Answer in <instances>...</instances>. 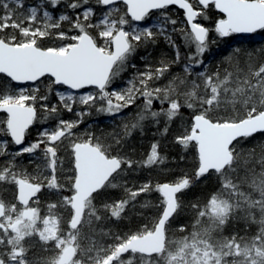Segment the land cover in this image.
Instances as JSON below:
<instances>
[{
	"label": "snow or ice",
	"instance_id": "6c2138e0",
	"mask_svg": "<svg viewBox=\"0 0 264 264\" xmlns=\"http://www.w3.org/2000/svg\"><path fill=\"white\" fill-rule=\"evenodd\" d=\"M12 3L22 7V0H0L4 10L0 15V74L11 82H32L34 86L0 91V112L6 113V119L0 120V133L16 146L15 151H9V140H0V157H11L0 165V185L14 188L15 201L0 196V264H264V143L239 147L241 142L264 134V63L255 67L249 54L246 72L238 63L230 65L232 71L218 68L209 72L202 59L213 30L220 38L264 30V0H95V6L102 9L99 15L90 0H43L29 7L24 19L13 18ZM61 3L66 11L53 15L51 10ZM169 6L183 10L184 21L178 27V21L167 14ZM209 9L221 14L214 29L200 22L210 19ZM154 10L160 12V20L145 24ZM64 22L70 24L69 32L61 30ZM9 28L13 31L7 32ZM176 35L195 51L188 55L183 74L173 75L162 87L154 86L181 60ZM158 36L174 50L175 59L161 58L155 66L145 62L143 70L131 64L136 72L127 86L107 91L129 67L137 48L155 43ZM46 39L51 41L49 46L42 43ZM197 66L204 70L195 71ZM44 78L48 84L42 93ZM60 86L70 90L93 86L98 91L76 95L59 90ZM50 94L56 96L57 103L49 104ZM137 99L143 100L142 107L134 122L123 125L122 133L110 134L113 144L104 143L91 132L80 136L74 132L98 103L97 112L116 115ZM156 101L162 105L158 111L153 110ZM77 105L82 106L75 113L77 118L63 119L61 109L71 113ZM38 107L44 119L54 120L55 125L42 128L37 139L25 145L26 133L38 119ZM185 107L193 112L190 126L175 139L185 149L195 147L198 163L194 177L183 175L154 187L150 181L139 187L115 182L124 165L150 168L165 158L157 143L151 144L141 161L112 154L113 145L119 148L122 140L135 129L142 130L148 119L159 123L164 117L172 122ZM167 131L165 127L164 133ZM65 141L72 168L61 183L57 173L63 172L64 161L58 149ZM37 152L40 157H36ZM25 154L39 161L35 174L17 163ZM212 174L220 188L203 205H191L197 213L193 230L170 239L168 225L182 206L178 194L194 180ZM121 187L122 198L99 207L94 203L103 190ZM45 188L68 194L47 203L42 213L38 194ZM152 191L159 193V203L145 201L140 205L159 210L150 224L123 235L93 227L94 222L106 218L122 219L137 197ZM233 220L256 224L258 230L250 237L238 233L223 236V229ZM85 225L90 228L88 234L82 232ZM186 230L185 225L178 229L182 233ZM104 238L111 242H103ZM32 239L53 255L30 259L31 246H26V241Z\"/></svg>",
	"mask_w": 264,
	"mask_h": 264
},
{
	"label": "trees",
	"instance_id": "16d2710c",
	"mask_svg": "<svg viewBox=\"0 0 264 264\" xmlns=\"http://www.w3.org/2000/svg\"><path fill=\"white\" fill-rule=\"evenodd\" d=\"M39 2H43V0H22L21 8H27L28 6L32 5L35 6ZM90 3L92 6L96 7L95 0H90ZM63 11H66V6L63 3L53 10L55 15H58ZM101 11V8L96 7L97 14H100ZM166 11L172 19L175 17L178 18L177 27L180 25V21H184L183 13L177 8L169 6ZM3 14L4 10L0 8V15ZM151 14H153V12ZM69 15L73 16L74 18L75 13L70 11ZM208 15L210 19H200V22L206 27L214 29L215 20L220 18L221 14L214 9H209ZM61 30L69 32L70 24L68 22H64L61 26ZM71 34L75 33L72 32ZM92 34L96 35L95 30L92 31ZM175 39L177 44L180 45L181 60L179 63L173 64L170 72L166 76L162 77L159 81H156L154 86L162 87L167 84L168 80L171 79L173 75L183 74L182 67L184 64H186V62H188V55L195 51L194 47H185L178 35L175 36ZM42 43L45 46L50 45V43L45 42V40ZM249 54H251L252 63L255 67H258L260 63H264V30L259 31L258 35L231 34L230 36L224 38H220L213 30L209 33L208 51L204 53L202 59L203 62L206 61V66L209 72H215L218 68H229V70L232 71L233 68L230 67V65H235L237 63L239 64V67L246 72ZM141 57H144L145 59L142 60ZM229 57H231V61L228 60ZM161 58L174 60L175 52L171 47H169L162 36H158L155 43L142 44L137 48L135 54L130 59L129 67L119 77H117L118 79L114 80V83L117 84V82L120 81L119 84L121 85L125 79L132 78L133 74L136 72V69L132 68L131 64H135L137 69L143 70L145 62H149L155 66ZM198 68L199 67H196L195 69ZM203 70L204 68H202V71ZM42 82H44L45 88L43 89L45 90L46 85L48 84V79L44 78ZM9 88L14 90L17 88V86L6 76L0 74V91H4ZM43 89L41 88L42 93L44 91ZM48 102L50 105L57 103L56 96L54 94H50ZM142 104L143 100L137 99L134 105L123 109L120 113L122 114L123 112H129L130 114L128 115H130V117L128 123H132L134 122L137 112L140 110L135 107ZM96 107H99V103L96 105ZM96 107H93L89 110L90 113H92V117L89 118L91 123V127L88 129L89 132H92V134L95 135L99 131L98 126H102V128H106L104 132L107 133V135L119 133V130L122 129V126L118 127L117 129L114 127V129L112 124L108 125L105 121L106 116L103 115V113L97 112ZM161 107L162 105L158 101L154 102L153 110L158 111ZM163 107L166 108L167 104H164ZM41 113L42 112L38 107V119L27 131V139L30 138L32 141L36 140L33 135L34 131L32 129L40 128L43 125V123L39 122ZM61 114L63 119L67 117L62 109ZM192 115L193 112L185 107L181 109L180 115L170 123H168L164 117L159 118V123L152 119L151 121H148V119L143 123L142 130L140 128L135 129L130 137L122 140V145L119 148L113 145L112 154L115 155L118 153L122 156L131 158L133 161H141L149 152L151 144L157 143L159 145V154L165 158L162 164H158L150 168L134 165L133 168L129 169L127 165H124L121 175L116 177L115 182L122 185L127 184L128 187H139L141 184L150 181L154 187L156 183L173 182L183 175L194 177V172L198 163L196 149L192 145H189L188 148L185 149L183 146L178 144L175 139L178 135H182L185 129L190 126L189 124ZM0 118V120L5 119L4 113H0ZM152 121H155V123L152 124ZM54 123V120H51L49 123L47 122V124L50 126H53ZM165 127L168 128L167 133H164ZM120 133H122V131ZM101 139L106 144H113L112 136H107L105 138L102 137ZM0 140H9V147L11 149H16V146L10 143V137L0 133ZM260 143H264V134H258L246 142H241L239 147L249 148ZM23 162L26 165L25 161ZM27 167L28 166H24V168ZM219 188V180L215 174H212L206 175L198 181L194 180L190 188L178 194L182 206L179 209L177 215L168 225V236L171 235V233H175L176 238L179 239L185 235H188L193 230L192 225L195 222L197 215V213L192 209L191 205L193 203H199L203 205L210 194L217 191ZM13 193V187L6 184L0 185V196H2L5 201L15 202ZM39 194L42 196L41 193ZM123 196L124 191L122 187L116 189L108 188L96 195L94 203L97 205V207H99L105 201L111 202L118 200ZM159 199V193L155 191L141 194L139 197H137L134 206H128L122 219L115 220L106 218L102 222H94L93 227H95L97 231H99L100 228H103L105 231L111 230L113 233H120L121 235L136 231L145 223L150 224L151 220L159 214V210L155 207L142 209L140 205L145 201L156 205L159 203ZM43 200L44 202H54L56 201V195H52L51 192H49L48 197L43 198ZM64 215L67 219L68 214L65 213ZM104 215L107 217L106 213ZM180 225L187 226V230L183 233L178 231ZM87 226L82 228V231L85 234L90 232V228ZM64 228L65 230L67 229L66 223L64 224ZM257 230L258 225L256 224L246 225L244 221L233 220L225 226L222 235L230 237L233 233H238L240 236L250 237L254 235ZM215 235L219 237L221 233H216ZM103 242L110 243L111 240L109 238H104ZM26 243L28 246H31L28 253L30 259H43L51 256L52 254L50 251H45L37 239L28 240Z\"/></svg>",
	"mask_w": 264,
	"mask_h": 264
},
{
	"label": "rangeland",
	"instance_id": "374dc122",
	"mask_svg": "<svg viewBox=\"0 0 264 264\" xmlns=\"http://www.w3.org/2000/svg\"><path fill=\"white\" fill-rule=\"evenodd\" d=\"M42 2H39V3H37V5L38 4H41ZM32 6H34V5H32ZM36 6V5H35ZM10 7H12L13 9H15V13H14V19H24V17L27 15V9L29 8V7H31V6H28L27 8H21V7H17L14 3H12L11 5H10ZM51 10V9H50ZM51 11H53V10H51ZM64 12V11H63ZM60 14V13H59ZM58 14V15H59ZM53 15H55L54 14V12H53ZM58 15H56V16H58ZM97 15H99V14H97ZM151 16H152V19L150 20V21H145L144 23L145 24H152V25H154V24H156L159 20H160V12L159 11H155V12H153V14H151ZM173 19H178V18H173ZM180 23H182L181 21H180ZM168 27V29H169V31H171V28H172V26L171 25H168L167 26ZM13 30L12 29H10L9 28V30H7V32H12ZM259 33L257 32L255 35H258ZM17 35H18V33H17ZM45 42H47V43H50L51 44V41H49V40H45ZM101 43H102V41H100ZM186 63H188V62H186ZM185 65V64H184ZM184 65H183V67H184ZM204 65H207V63H206V61L204 62ZM183 67H182V69H183ZM197 67H199L198 69H195V70H198V71H202V68L203 67H200V66H197ZM116 79H118V78H116ZM129 79H131V78H127V79H125L124 80V82L123 83H121V85L119 84V82L120 81H118L117 82V84H115L114 83V81L112 82V84L111 85H109V87H108V89H107V91H112L113 89H116V90H119V89H122V88H124V87H126L127 86V81L129 80ZM34 85L33 84H31V85H25V86H19V87H17V88H15L14 90H16V89H18V88H20V87H25V88H31V87H33ZM40 87L43 89V88H45V85H44V82H42L41 83V85H40ZM158 87H161V86H158ZM44 90V89H43ZM59 90H61V91H64V90H68V91H73L74 92V94H76V95H80V94H82V93H84V92H92V91H97L96 89H93V88H87V89H82V90H79V91H74V90H70V89H67L66 87H64V86H60V88H59ZM134 105V104H133ZM143 105V104H142ZM142 105H139V106H136L135 108H137V109H140L141 107H142ZM80 110H82V106H79V105H77L75 108H74V111L73 112H71V113H69V112H67V111H64L63 109H62V111H64V113L67 115V117H65L64 119H66V118H68V119H66V120H74V119H76L77 117H76V115H75V113L77 112V111H80ZM90 110V109H89ZM42 112V111H41ZM90 112V111H89ZM128 114H130L129 112H127V113H125V112H123L122 114L121 113H119V114H116V115H108V114H105V113H103V115H105L106 116V118H105V121L107 122V124L108 125H111L112 124V127L114 128H118V127H120V126H122V129H120L119 130V133L121 132V131H123V125L125 124V123H128V121H129V117H130V115H128ZM62 115V114H61ZM92 117V113H90L89 115H87V116H85L84 118H83V122L79 125V127L78 128H76V129H74V132L78 135V136H80V135H83V134H85L86 132H89V127H91V123H90V121H89V118H91ZM1 119V118H0ZM5 119H6V117H5ZM51 120H45L44 119V113L42 112L41 113V115H40V117H39V122L40 123H43V125L40 127V128H34V129H32L33 131H34V133H33V135H34V137L37 139V134L39 133V131H41V129L42 128H45V127H49V128H51V127H53L54 125H55V123H54V125L53 126H50L49 124H47V122L49 123ZM148 121H151V119H149ZM155 123V121H152V124H154ZM128 124H130V123H128ZM151 124V123H150ZM190 125V124H189ZM114 128V129H115ZM98 129H99V131H98V133L97 134H95V136L96 137H100V138H102V137H107V136H111L110 134L109 135H107V133H105L104 132V130L106 129V128H102V126H98ZM103 129V130H102ZM111 131V130H110ZM109 131V132H110ZM92 133V132H91ZM107 135V136H106ZM34 141V140H33ZM30 138L29 139H27L26 137H25V140H24V144L25 145H27V144H30L31 142H33ZM9 151H15V149H11L10 147H9V149H8ZM120 151V150H119ZM58 155H59V157L64 161V165H63V172H61V171H59L58 170V173H57V175H58V178H59V180H60V182L61 183H64L65 182V179H66V177H67V175H70V172H69V170L72 168V157H71V151H70V149L68 148V141H65L64 142V144H62V145H60L59 146V149H58ZM41 156V153L40 152H37L36 153V157H40ZM24 158V159H23ZM8 159H11V157H9V156H2V157H0V165H2V164H4V163H6V161L8 160ZM30 160H32L33 161V163H29V161ZM23 161H25V163H26V165L24 164V162ZM39 161L37 160V159H35L34 157H31V156H29L28 154H25L24 156H22V157H19L18 159H17V163L18 164H20V165H22L23 167L25 166H28L26 169H27V171L28 172H30V173H33V174H35V166H36V163H38ZM65 166V167H64ZM50 191L48 190V189H44L42 192H41V195L42 196H40V194H38L39 195V199H40V207H41V210H42V213L44 212V210H45V208H46V205H47V203H49V202H44V200H43V198H45V197H48V193H49ZM51 194L52 195H56V200H58L59 199V197L60 196H63V195H66V194H68L67 192H64V191H62V192H60V193H56V192H51ZM85 226H87V225H85ZM85 226H83V228L85 227ZM88 227V226H87ZM83 232V231H82ZM176 234L175 233H171V235H169L168 237L170 238V239H172V240H176L177 238H176V236H175ZM27 244V243H26ZM86 244H87V241H85V242H83V245L84 246H86ZM27 246H28V244H27ZM52 253V252H51ZM53 254V253H52ZM51 254V255H52ZM127 258V257H126Z\"/></svg>",
	"mask_w": 264,
	"mask_h": 264
},
{
	"label": "water",
	"instance_id": "95a60500",
	"mask_svg": "<svg viewBox=\"0 0 264 264\" xmlns=\"http://www.w3.org/2000/svg\"><path fill=\"white\" fill-rule=\"evenodd\" d=\"M173 7H175V8H177V9H179L178 8V6H173ZM179 10H181V9H179ZM182 11V13H183V10H181ZM183 15H184V13H183ZM257 31H259V29L257 30ZM256 31V32H257ZM256 32H254V33H256ZM235 34H238V35H251V34H253V33H235ZM4 75V74H3ZM10 79V78H9ZM14 84H16V85H18V86H24V85H26V84H32V82H25V83H23V84H17L16 82H13ZM67 87V86H66ZM89 87H93V86H89ZM5 115H6V113H5Z\"/></svg>",
	"mask_w": 264,
	"mask_h": 264
}]
</instances>
